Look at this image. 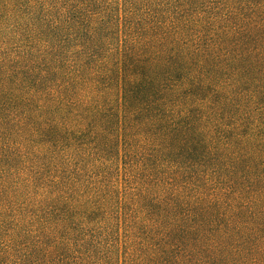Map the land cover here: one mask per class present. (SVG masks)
Here are the masks:
<instances>
[{"label": "trees", "instance_id": "16d2710c", "mask_svg": "<svg viewBox=\"0 0 264 264\" xmlns=\"http://www.w3.org/2000/svg\"><path fill=\"white\" fill-rule=\"evenodd\" d=\"M0 264H264V0H0Z\"/></svg>", "mask_w": 264, "mask_h": 264}]
</instances>
